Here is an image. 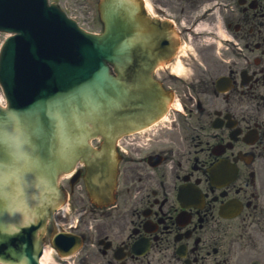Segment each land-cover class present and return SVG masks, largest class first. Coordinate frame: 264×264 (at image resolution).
Listing matches in <instances>:
<instances>
[{"label": "flooded vegetation", "instance_id": "af4514ba", "mask_svg": "<svg viewBox=\"0 0 264 264\" xmlns=\"http://www.w3.org/2000/svg\"><path fill=\"white\" fill-rule=\"evenodd\" d=\"M145 3L151 17L179 32V63L155 72L176 110L121 139L117 201L89 206L78 263L204 264L227 243L264 255V0ZM240 152L244 158L234 160ZM185 181L200 188L202 205L178 201ZM230 199L241 206L223 216Z\"/></svg>", "mask_w": 264, "mask_h": 264}, {"label": "water", "instance_id": "95a60500", "mask_svg": "<svg viewBox=\"0 0 264 264\" xmlns=\"http://www.w3.org/2000/svg\"><path fill=\"white\" fill-rule=\"evenodd\" d=\"M103 3L104 32L92 35L46 0H0V29L15 32L0 52V258L35 254L36 231L60 197L57 174L87 158L91 135L111 136L129 75L148 81L159 56L147 48L137 2ZM105 151L93 152L94 164ZM112 168L110 158L107 180Z\"/></svg>", "mask_w": 264, "mask_h": 264}, {"label": "rangeland", "instance_id": "374dc122", "mask_svg": "<svg viewBox=\"0 0 264 264\" xmlns=\"http://www.w3.org/2000/svg\"><path fill=\"white\" fill-rule=\"evenodd\" d=\"M82 25H84V27H86L87 29H97L98 26L96 23H92V22H86L83 23ZM3 39V35H0V41Z\"/></svg>", "mask_w": 264, "mask_h": 264}, {"label": "bare ground", "instance_id": "6f19581e", "mask_svg": "<svg viewBox=\"0 0 264 264\" xmlns=\"http://www.w3.org/2000/svg\"><path fill=\"white\" fill-rule=\"evenodd\" d=\"M45 252H46V250H45Z\"/></svg>", "mask_w": 264, "mask_h": 264}]
</instances>
